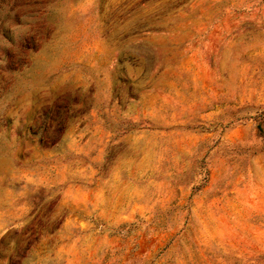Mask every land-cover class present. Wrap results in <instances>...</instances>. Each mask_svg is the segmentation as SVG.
<instances>
[{"label": "rangeland", "instance_id": "obj_1", "mask_svg": "<svg viewBox=\"0 0 264 264\" xmlns=\"http://www.w3.org/2000/svg\"><path fill=\"white\" fill-rule=\"evenodd\" d=\"M0 264H264V0H0Z\"/></svg>", "mask_w": 264, "mask_h": 264}]
</instances>
